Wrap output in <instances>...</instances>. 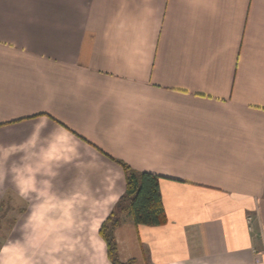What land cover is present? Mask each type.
I'll return each mask as SVG.
<instances>
[{"label":"crops","instance_id":"0c3cea01","mask_svg":"<svg viewBox=\"0 0 264 264\" xmlns=\"http://www.w3.org/2000/svg\"><path fill=\"white\" fill-rule=\"evenodd\" d=\"M115 160L121 262L264 264V0H0V264H110Z\"/></svg>","mask_w":264,"mask_h":264},{"label":"trees","instance_id":"16d2710c","mask_svg":"<svg viewBox=\"0 0 264 264\" xmlns=\"http://www.w3.org/2000/svg\"><path fill=\"white\" fill-rule=\"evenodd\" d=\"M123 169L125 189L99 227V236L105 243L110 264H131L118 258L114 230L126 218L135 225L157 226L166 222V214L159 190L157 174L137 171L122 161L115 160ZM1 247V244H0Z\"/></svg>","mask_w":264,"mask_h":264},{"label":"rangeland","instance_id":"374dc122","mask_svg":"<svg viewBox=\"0 0 264 264\" xmlns=\"http://www.w3.org/2000/svg\"><path fill=\"white\" fill-rule=\"evenodd\" d=\"M9 223H5L2 225V227L0 228V233H2V237L5 235V233L8 232V228H9Z\"/></svg>","mask_w":264,"mask_h":264},{"label":"built area","instance_id":"2783aa9c","mask_svg":"<svg viewBox=\"0 0 264 264\" xmlns=\"http://www.w3.org/2000/svg\"><path fill=\"white\" fill-rule=\"evenodd\" d=\"M248 220L250 221V220H251V218H248Z\"/></svg>","mask_w":264,"mask_h":264}]
</instances>
